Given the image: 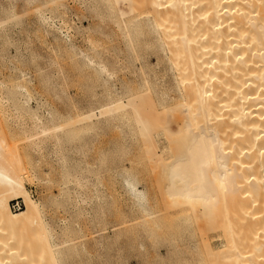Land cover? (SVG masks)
Listing matches in <instances>:
<instances>
[{"label":"bare ground","instance_id":"bare-ground-1","mask_svg":"<svg viewBox=\"0 0 264 264\" xmlns=\"http://www.w3.org/2000/svg\"><path fill=\"white\" fill-rule=\"evenodd\" d=\"M72 1L79 10L64 0H0L1 66L25 65L10 25L17 24L16 7L22 13L31 7L32 31L51 35L56 56L64 52L69 73L81 74L89 97L79 110L68 91L73 74L49 57L42 66L32 50L38 87L67 110L56 116L47 109L48 120H40L34 83L20 65L14 68L10 88L0 82V116L14 124L10 137L26 140L22 154H34L33 165L50 156L49 172H62L71 153L85 157L90 133L84 132L106 120L129 145H123L125 158L118 144L125 156L115 172L134 212L131 221L196 231L185 242L204 249L207 258L199 251L196 264H264V0ZM73 122L82 127L67 129ZM1 126L0 264H57L69 250L49 240L57 237L43 222L44 202L28 195L30 179L14 169L20 151L8 146ZM88 177L70 180L73 207H85ZM18 198L24 206L13 212L9 202ZM93 234L100 246V232Z\"/></svg>","mask_w":264,"mask_h":264},{"label":"rangeland","instance_id":"rangeland-1","mask_svg":"<svg viewBox=\"0 0 264 264\" xmlns=\"http://www.w3.org/2000/svg\"><path fill=\"white\" fill-rule=\"evenodd\" d=\"M64 3L69 7L80 9L77 1L64 0ZM29 8L30 9L26 13H22L20 7H16L14 13L18 18L17 24L10 25V35L11 37L13 35L14 40L19 43V48L24 55L25 65H21L16 61H12V66L8 64V66L6 65L3 67L0 64V82L4 83V86L9 89L10 83H14V81H12L14 78L13 75H15L14 68L16 69L21 66V69L25 71V76L31 78L32 83H34V91L39 98L37 103L39 104L42 102L37 106L38 108L36 110L38 115H40L39 119L41 118L40 120L45 121L48 120V118H46L48 117L47 109L53 112V115L58 116L57 112H64L67 108L66 106L62 107L64 106L62 102L58 100L56 102L55 98H52L48 92L46 93L44 88L38 87L40 86L38 84V77L35 72L34 63L31 62V60L35 61V59H32L29 53L33 50L39 54L41 57L37 59V62L42 66H45V61L48 57L55 59L62 67V71L64 70L63 73L66 71L65 75H68L71 69L69 66L70 63L64 55V52L62 55L58 53L60 56H56L55 50H53L51 35L47 36L40 30L38 32L32 31L34 28L32 21L34 20L35 13L33 8ZM73 22L75 26L79 25L78 20L73 19ZM84 25H86V23H84ZM75 39L79 42L80 35H75ZM13 49V47L9 48L8 51L11 53L10 55H14ZM8 67H10V69ZM68 76H72L69 79L71 83L68 82V85L71 84L68 88L69 94L74 98L76 107L79 106V110H81L80 107L85 106V102L89 100L88 94L86 93L88 91L85 90L87 98L83 90L85 87L82 89L83 84L81 82L82 76L80 73L72 71ZM114 85L117 87L119 83H114ZM99 91L100 89H98V92ZM72 97L70 101H72ZM82 99L86 100L83 101ZM80 102L84 103L81 104ZM71 103L73 104V101ZM31 106H36L35 101L31 102ZM55 112L56 114H54ZM4 118L7 122L2 121ZM4 118L0 116V119H2L0 124L3 125V127L0 125L2 127L1 129H3L2 137L8 146L16 145V148L20 151V165L14 167V169L22 168L24 178L28 177L30 179V181L24 182V187L28 195L37 202H44V206L42 207L43 222L45 224L47 223L49 228H53L52 230L57 237L56 239L51 236L49 240L53 242L55 240L57 243L61 241L65 245L64 248L69 250L68 253L57 260V264H196L194 261L197 259V256L199 257L202 253L203 256H205L204 258H207L203 248H199L200 250L196 251V248H193L195 244L192 246L191 243H185L187 240L191 241L195 239L197 232L194 230H186L179 226H176L178 229L175 226L173 227L174 229H159L150 224H146L147 226L142 225L143 223L141 224L140 221L139 223L137 222V224L135 221H131L134 212H131L133 211L131 203L122 191L121 184L118 183L119 181L116 177L117 172H115L119 160H121V158L124 160V156L128 153L126 152L127 149L124 148L125 144L128 142L125 137V144H123L124 139H121L122 135H118L119 133L116 135V132L119 131L116 130V132H114L115 129L109 126L105 120L106 118H103V120H105L102 122L104 125L101 123L103 127L100 125V127H98L97 130L94 129L93 132H84L86 134L90 133V136L88 135L89 137L85 138L87 143H89V148L86 151L85 157L81 159L80 155L71 153L68 157V166L62 172L59 168L49 172V165H54L50 156H46L43 160L41 159L40 163L35 162L33 165V160L30 161L29 156L34 154L28 153V157L22 154V150L25 149L27 145L26 140L23 139V136L21 138L20 135H16L15 137L11 136V138L10 133L13 129L10 130L9 128H13L14 124L12 122L9 123L11 121L9 120L10 117ZM59 119L61 121L64 120L62 116H60ZM24 121L26 124L30 123L29 118L24 119ZM74 121H76V118ZM4 123H8L9 126ZM71 124L73 125L70 127L67 126V129L77 131L80 126L82 127L83 123L73 122ZM108 126L111 132H109ZM92 133H96L97 135H92ZM77 134L79 138L81 133ZM81 135L79 139L85 141L84 137L86 135H83V133ZM120 139L122 142H120ZM80 140H78V144L81 142ZM88 140L90 142H88ZM118 144L120 146L122 144L121 148H119L125 155L117 148ZM128 146L129 145L125 147L129 149ZM43 147L42 148L45 150H43V153L45 152L46 154L51 151L48 143H45ZM114 152L115 154H113ZM120 155L124 156L121 157ZM127 156L129 157V155H126L125 158H127ZM116 158L118 160H116ZM110 160L117 165L115 166ZM104 163L105 165H103ZM107 164L110 166H107ZM37 173L46 178L42 179L44 182H39L32 178V176ZM64 173H67V175H64ZM78 173L89 176L88 178L91 181L90 188H92L90 191L88 190L91 192L90 194H87L89 193L88 191L86 192L89 198L83 209L73 207L72 199L69 195L70 189L73 186L70 180L73 179L72 177L74 174ZM96 231L100 232V246L94 244L93 235L97 236V234L95 235L93 233ZM209 241H213V238ZM211 243L213 244V242ZM197 244H199V242H197ZM199 251H202L201 254Z\"/></svg>","mask_w":264,"mask_h":264},{"label":"built area","instance_id":"built-area-1","mask_svg":"<svg viewBox=\"0 0 264 264\" xmlns=\"http://www.w3.org/2000/svg\"><path fill=\"white\" fill-rule=\"evenodd\" d=\"M11 211L15 212L23 208L24 204L21 198L14 199L9 202Z\"/></svg>","mask_w":264,"mask_h":264}]
</instances>
